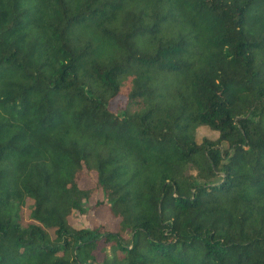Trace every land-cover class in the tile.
I'll list each match as a JSON object with an SVG mask.
<instances>
[{
  "label": "trees",
  "instance_id": "16d2710c",
  "mask_svg": "<svg viewBox=\"0 0 264 264\" xmlns=\"http://www.w3.org/2000/svg\"><path fill=\"white\" fill-rule=\"evenodd\" d=\"M0 264H264V0H0Z\"/></svg>",
  "mask_w": 264,
  "mask_h": 264
},
{
  "label": "rangeland",
  "instance_id": "374dc122",
  "mask_svg": "<svg viewBox=\"0 0 264 264\" xmlns=\"http://www.w3.org/2000/svg\"><path fill=\"white\" fill-rule=\"evenodd\" d=\"M124 100L125 98L122 95L116 96L111 101V109L117 111L118 107H122ZM203 136L215 138L217 136V132L207 127H198L196 129V139L200 140ZM92 183L93 182L89 177H82L79 180V186L82 188L91 187L93 186ZM99 200H102V196L100 195V193L92 194L91 198L88 201L82 203V207L84 208L83 212L73 211L68 216V221L70 225L74 228H92L98 225H102L103 229L116 231L118 219L111 215L106 205H96V201ZM28 203H26L27 205L25 209L26 216L30 208L28 207Z\"/></svg>",
  "mask_w": 264,
  "mask_h": 264
}]
</instances>
